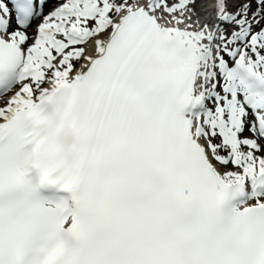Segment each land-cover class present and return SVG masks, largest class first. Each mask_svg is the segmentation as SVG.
Here are the masks:
<instances>
[{"label":"snow or ice","instance_id":"snow-or-ice-1","mask_svg":"<svg viewBox=\"0 0 264 264\" xmlns=\"http://www.w3.org/2000/svg\"><path fill=\"white\" fill-rule=\"evenodd\" d=\"M0 264H264V0H0Z\"/></svg>","mask_w":264,"mask_h":264}]
</instances>
